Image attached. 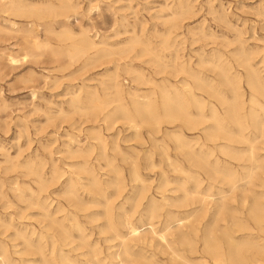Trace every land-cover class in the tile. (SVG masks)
<instances>
[{"label":"rangeland","instance_id":"374dc122","mask_svg":"<svg viewBox=\"0 0 264 264\" xmlns=\"http://www.w3.org/2000/svg\"><path fill=\"white\" fill-rule=\"evenodd\" d=\"M255 206L264 0H0V264H214L209 238L262 260Z\"/></svg>","mask_w":264,"mask_h":264},{"label":"bare ground","instance_id":"6f19581e","mask_svg":"<svg viewBox=\"0 0 264 264\" xmlns=\"http://www.w3.org/2000/svg\"><path fill=\"white\" fill-rule=\"evenodd\" d=\"M42 4V3H41ZM45 4V3H44ZM25 5V4H24ZM47 6V5H46ZM41 8L43 7L42 5L40 6ZM78 8V7H77ZM47 9H48V7H47ZM63 9V8H62ZM52 10V9H51ZM50 10V11H51ZM60 10V9H59ZM46 11V10H45ZM29 12H30V9H29ZM57 12V11H56ZM15 13V12H14ZM34 14V13H33ZM32 15V14H31ZM41 15V14H40ZM176 15V14H175ZM29 17V16H28ZM7 22V21H6ZM15 25V24H14ZM43 25V24H42ZM16 27V26H15ZM14 28V27H13ZM15 29V28H14ZM15 32V31H14ZM78 35V34H77ZM36 36V35H35ZM84 41L82 42V45L79 47V48H76V52H77V54H76V56L77 55H80V54H82L83 52H85L86 50H89V49H96V44L93 42V41H91V39L89 38V36H88V34L87 33H85L84 35ZM39 37V36H38ZM31 39V43L35 46V47H38L39 46V41L35 38V37H31L30 38ZM80 43V42H79ZM78 44V43H77ZM98 44V43H97ZM129 44H131V43H129ZM138 44V43H137ZM102 45V44H101ZM136 45V44H135ZM68 46V45H67ZM133 47V46H132ZM9 50V49H8ZM153 51V50H152ZM99 53V52H98ZM124 53V52H123ZM94 54V53H93ZM143 54H144V52H143ZM65 57V56H64ZM103 57H105V56H103ZM94 58V57H93ZM8 59H9V61H10V63H12V64H15V63H18V60L14 57V56H12V55H9V57H8ZM99 60V59H98ZM179 60V59H178ZM73 61V60H72ZM176 62V61H175ZM153 63H155V62H153ZM89 66V65H88ZM164 67H166L165 65H164ZM168 67V66H167ZM171 67V66H170ZM156 68V67H155ZM158 68H159V66H158ZM216 68V67H215ZM256 69V68H255ZM254 69V70H255ZM184 70V69H183ZM110 71V70H109ZM177 71V70H176ZM113 73V72H112ZM161 73V72H160ZM176 73V72H175ZM115 78H117V77H115ZM225 78V77H224ZM223 78V79H224ZM196 79V78H195ZM114 80V79H113ZM140 80V79H139ZM142 81V80H141ZM188 81V80H187ZM133 83V82H132ZM149 83H151L152 84V82H149ZM164 83V82H163ZM257 83V85L259 86V82L257 81L256 82ZM182 84V83H181ZM208 84V83H207ZM138 85V84H137ZM197 85V84H196ZM154 86V85H153ZM206 86V85H205ZM204 86V87H205ZM113 87H114V85H113ZM171 87V86H170ZM183 87H185V86H183ZM202 87V86H201ZM209 87V86H208ZM186 88V87H185ZM181 89V88H180ZM186 89H188V88H186ZM209 89H211V88H209ZM120 90V89H119ZM153 90V89H152ZM174 90V89H173ZM214 91V90H213ZM118 92V91H117ZM236 91L234 90V93H235ZM216 93V92H215ZM209 94V93H208ZM143 95V94H142ZM118 96V95H117ZM116 96V97H117ZM122 97V96H121ZM262 97V96H261ZM118 98V97H117ZM142 98V97H141ZM144 98V100H145V97H143ZM164 100H172V97L168 94V93H165V94H163V97H162ZM209 98V97H208ZM80 100V99H79ZM118 100V99H117ZM94 101H96V100H94ZM206 101V100H205ZM81 101H79V103H80ZM96 103V102H95ZM135 103V102H134ZM255 103V102H254ZM97 104V106H99L100 105V103H96ZM109 105V104H108ZM110 106V105H109ZM213 107V106H212ZM142 108V110L144 111V112H148L149 110H150V105L149 104H147L146 106H144V107H141ZM215 109V108H214ZM139 112H141L140 111V109H139ZM207 113V112H206ZM214 113V112H213ZM155 114H157V113H155ZM218 114V113H217ZM230 114H231V118H232V120H234L235 121V123L239 126V127H242V122H241V118H240V115H239V113H238V111L234 108V109H232L231 110V112H230ZM247 114V113H246ZM249 114V113H248ZM145 115V114H144ZM224 115V114H223ZM254 116V115H253ZM153 117V116H152ZM165 117H168V118H171V119H182V118H188L189 117V114H188V112L183 108V107H181L180 106V104H174L173 106H168L167 108H166V110H165ZM192 117V116H191ZM249 117H250V115H249ZM248 117V118H249ZM146 118H149V117H145L142 121L143 122H146L147 120H149V119H146ZM196 118H198V116L196 117ZM153 119V118H152ZM206 119V118H205ZM250 120V119H249ZM129 121V120H128ZM127 121V122H128ZM134 121V120H133ZM132 121V122H133ZM181 121V120H180ZM115 124V123H114ZM132 124V123H131ZM135 124V123H134ZM133 124V125H134ZM157 125V124H156ZM195 125V124H194ZM200 125V124H199ZM137 126V125H136ZM257 126V125H256ZM130 127H132V126H130ZM135 127V126H134ZM138 128V127H137ZM136 127H135V130L137 129ZM195 128V127H194ZM212 129H214V128H212ZM228 129V128H227ZM255 129V128H254ZM201 130V129H200ZM223 130V129H222ZM138 131V130H137ZM136 131V132H137ZM196 131V130H195ZM217 132L218 131H221V127H217V130H216ZM254 131V130H253ZM262 131V130H261ZM214 133V132H213ZM228 133V132H227ZM98 134V133H97ZM229 134V133H228ZM172 135V134H171ZM214 135H215V133L213 134V135H211L213 138H214ZM263 135V134H262ZM220 136V135H219ZM173 137H174V135H173ZM263 137V136H262ZM102 139V138H101ZM202 140V139H201ZM241 140V139H240ZM95 141H96V139H95ZM97 141H99V140H97ZM101 141V140H100ZM255 141H257V140H255ZM179 142H180V140H179ZM197 142V141H196ZM240 142V141H239ZM250 143H251V141H250ZM100 145H101V143H100ZM181 145V147L182 148H188L189 150H190V152H191V148L189 147V144H184V143H181L180 144ZM195 145V144H194ZM221 145V144H220ZM209 146V145H208ZM252 146V145H251ZM178 147V146H177ZM252 149V148H251ZM103 151V150H102ZM180 151H184V150H180ZM73 153V152H72ZM164 153V152H163ZM149 155V154H148ZM164 155H165V153H164ZM167 156V155H166ZM192 156V155H191ZM200 157V156H199ZM199 159V158H198ZM167 161V160H166ZM170 161V160H169ZM247 162V161H246ZM172 164V163H171ZM177 165V164H176ZM209 165V164H208ZM207 165V166H208ZM173 166V165H172ZM182 166V165H181ZM150 168V167H149ZM41 169V168H40ZM176 169V168H175ZM101 170V169H100ZM259 170H261V169H259ZM83 171V170H82ZM81 173V172H80ZM137 173H135V175H136ZM253 175V174H252ZM142 178V177H141ZM138 179V178H137ZM162 180V179H161ZM262 180V179H261ZM177 183V182H176ZM235 183V182H234ZM84 184V183H83ZM122 184V183H121ZM82 185V184H81ZM95 185V184H94ZM249 185V184H248ZM166 186V185H165ZM116 187H118V186H116ZM121 187V186H120ZM136 187V186H135ZM238 187V186H237ZM140 188V187H139ZM94 189H95V187H94ZM100 190V189H99ZM16 192V191H15ZM167 192H168V190H167ZM181 192V191H180ZM175 193V192H174ZM189 196H191V195H189ZM184 197V196H183ZM206 197V196H205ZM133 199V198H132ZM140 199H142V198H140ZM145 198H143V200H144ZM131 200V199H130ZM134 200V199H133ZM146 200H147V198H146ZM160 200V199H159ZM182 200H184L185 201V199H182ZM208 202V201H207ZM142 203V202H141ZM166 203H168L167 201H166ZM180 203H181V201H180ZM211 203V202H210ZM177 204V203H176ZM208 205H209V203H208ZM248 206V205H247ZM138 207V206H137ZM67 209V208H66ZM153 209V208H152ZM179 209V208H178ZM248 209H249V207H248ZM233 210V209H232ZM219 211V210H218ZM248 211V210H247ZM146 212V211H145ZM154 213V212H153ZM239 213V212H238ZM248 213V212H247ZM250 214H251V216H252V214H253V217L255 218V220L256 221H258L259 223L260 222H262V220L264 219V212H262L261 210H259L258 209V207H253L251 210H250ZM159 215V214H158ZM215 216V215H214ZM235 216V215H234ZM105 217V216H104ZM73 218V217H72ZM86 218V217H85ZM96 218V217H95ZM98 218V217H97ZM108 218V217H107ZM106 219V218H105ZM89 220H91V219H89ZM234 220V219H233ZM72 221V220H71ZM232 221V220H231ZM73 222V221H72ZM122 222V221H121ZM230 223V222H229ZM121 224V223H120ZM230 224H232L233 226H236L237 224L234 222V221H232V223H230ZM123 225H125L124 223H123ZM163 225V224H162ZM232 226V227H233ZM263 226V225H262ZM154 227V226H153ZM182 227H183V225H182ZM100 228V227H99ZM110 228V227H109ZM112 228V227H111ZM124 228V227H123ZM155 228V227H154ZM232 229H235V228H232ZM198 230V229H197ZM100 232H101V230H100ZM139 232H140V230H139ZM242 232H243V230H242ZM131 233L133 234V235H137L138 234V231L137 230H135V229H133V228H131ZM156 233V232H155ZM107 234V233H106ZM63 235V234H62ZM52 236V235H51ZM162 237V236H161ZM203 237V236H202ZM157 238V237H156ZM235 239V238H234ZM77 240V239H76ZM149 240V239H148ZM224 240V239H223ZM109 241V240H108ZM145 241V240H144ZM184 241H186V239H184ZM188 241V240H187ZM51 242V241H50ZM165 242V241H164ZM199 242V241H198ZM196 243V242H195ZM194 243V244H195ZM98 244V243H97ZM167 244V243H166ZM194 244H192V245H194ZM255 244H257V245H259L258 243H255ZM163 245H164V243H163ZM162 245V246H163ZM199 245V244H198ZM51 246H52V243H51ZM64 246V245H63ZM98 246V245H97ZM102 246V245H101ZM136 246V245H135ZM161 246V245H160ZM202 246V245H201ZM231 246V245H230ZM30 247V246H29ZM165 247V246H164ZM189 247V246H188ZM223 247V246H222ZM232 247V246H231ZM263 247V246H262ZM3 248V247H2ZM36 248V247H35ZM165 248H167V247H165ZM264 248V247H263ZM262 248V249H263ZM53 249V248H52ZM187 249H189V248H187ZM200 249V248H199ZM204 249H205V252L209 255V256H211V258H212V261H213V263L214 264H228V263H230V264H252V263H264V252H263V258H262V260H257V257H256V259H251V260H247V259H245L242 255H241V253H240V249L238 250V249H236V250H234V251H232L231 249H230V251L227 253H223L222 251H221V249H220V246H218V245H216L215 244V242L213 241V239L212 238H209V240H207V241H205V243H204ZM36 250V249H35ZM159 250H161V249H159ZM37 251V250H36ZM75 251V250H74ZM80 252V251H79ZM119 252V251H118ZM195 252V251H194ZM199 252V251H198ZM250 252V251H249ZM31 253H32V251H31ZM37 253H39V252H37ZM59 253V252H58ZM101 253V252H100ZM175 255H176V253L175 252H173ZM256 253V252H255ZM259 253H262V252H259ZM79 254V253H78ZM81 254V253H80ZM118 254V253H117ZM38 255H40V256H44V255H42V254H38ZM64 256H65V254H63ZM119 255V254H118ZM128 254H126V256H127ZM158 255V254H157ZM162 256L164 255V253H162L161 254ZM191 255V254H190ZM253 255V254H252ZM251 255V256H252ZM258 255V254H257ZM256 255V256H257ZM250 256V257H251ZM79 257V256H78ZM82 257V256H81ZM108 257V256H107ZM120 257V256H119ZM178 257V256H177ZM42 258V257H41ZM142 258V257H141ZM149 258V257H148ZM64 259H66V258H64ZM78 259V258H77ZM111 259V258H110ZM179 259H181V257H179ZM198 259V258H197ZM201 259H203V258H201ZM6 260V259H5ZM39 260V259H38ZM76 260V259H75ZM144 260V259H143ZM4 261V260H3ZM7 261V260H6ZM39 262V261H38ZM102 262V261H101ZM124 262V261H123ZM6 263V262H5ZM8 263V262H7ZM65 263V262H64ZM68 263V262H67ZM77 263H79V262H77ZM96 263V262H95ZM103 263H104V261H103ZM140 263V262H139ZM141 263H142V260H141ZM145 263H146V261H145ZM147 263H151V262H147ZM71 264V263H70ZM202 264H208V263H206V262H204V263H202Z\"/></svg>","mask_w":264,"mask_h":264}]
</instances>
